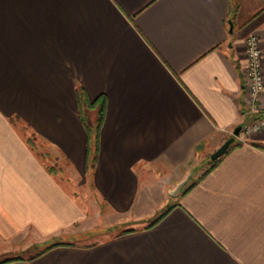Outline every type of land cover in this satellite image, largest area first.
Wrapping results in <instances>:
<instances>
[{
	"label": "crops",
	"instance_id": "0c3cea01",
	"mask_svg": "<svg viewBox=\"0 0 264 264\" xmlns=\"http://www.w3.org/2000/svg\"><path fill=\"white\" fill-rule=\"evenodd\" d=\"M250 34L264 0H0V264H264V130L211 158L264 117ZM77 86L107 98L91 170Z\"/></svg>",
	"mask_w": 264,
	"mask_h": 264
},
{
	"label": "built area",
	"instance_id": "2783aa9c",
	"mask_svg": "<svg viewBox=\"0 0 264 264\" xmlns=\"http://www.w3.org/2000/svg\"><path fill=\"white\" fill-rule=\"evenodd\" d=\"M245 43L248 60L245 69L247 104L251 111L257 112L260 109L258 102L264 94V47L256 34H250ZM260 130H264V117L253 119L241 126L237 136L244 141L247 136Z\"/></svg>",
	"mask_w": 264,
	"mask_h": 264
},
{
	"label": "trees",
	"instance_id": "16d2710c",
	"mask_svg": "<svg viewBox=\"0 0 264 264\" xmlns=\"http://www.w3.org/2000/svg\"><path fill=\"white\" fill-rule=\"evenodd\" d=\"M76 95L78 99L80 114H81L82 120L84 122L86 131L88 134V147H87V154H86V162L88 166L90 165V167H93L94 161L96 159L98 149H99L100 128L103 124L106 109H107V98L105 95H101V96H98L94 100H90L86 90L82 86H77ZM91 109H96V113H97L96 120L94 122L90 121L88 118V112ZM27 141L34 146V142L31 138H28ZM218 160L219 158L214 159L212 165L217 163ZM49 170L54 171V168L49 167ZM8 260L10 259L2 260L0 261V263H3Z\"/></svg>",
	"mask_w": 264,
	"mask_h": 264
},
{
	"label": "rangeland",
	"instance_id": "374dc122",
	"mask_svg": "<svg viewBox=\"0 0 264 264\" xmlns=\"http://www.w3.org/2000/svg\"><path fill=\"white\" fill-rule=\"evenodd\" d=\"M92 110V109H91ZM93 110H96V109H93ZM79 111H80V109H79ZM23 129H26V127L25 128H23ZM32 139V138H31ZM42 161L45 163V164H48V166H53V167H55V169L56 168H58V167H60L62 164H65L66 163V161L65 160H61V162L60 161H56L55 159H52V157H51V154L49 153V152H45L44 151V149L42 150ZM213 160L214 159H212V164H213ZM68 164V163H67ZM86 168H87V170H91L92 169V167H90V165L88 166L87 165V162H86ZM89 173V172H88ZM90 174V173H89ZM68 175L70 176V178H69V180H70V186H71V188H70V190L72 189L73 191H74V195H76V190H77V177H78V175H77V173H75V172H69L68 173ZM191 175H193V172H191L189 175H188V179L186 178V181H185V183L183 184V186L178 190V185L177 186H175V187H173L174 189V191L172 190L171 191V195L172 196H177V195H179L178 193H180L182 190L183 191H185L186 189H188L189 187H191L192 186V184L193 183H189V181H190V176ZM173 206V204L172 203H168V205L163 209V210H160V211H158V213H157V215L154 217V219L153 220H151L150 221V223L152 224V223H155L156 222V220H158V218L165 212V211H167L168 209H170V207H172ZM95 227H97V228H101L102 227V223L101 224H98V225H96ZM66 237V236H65ZM65 237H63L62 235L61 236H58V237H50V238H46V239H44V240H42V241H37L35 244H31L28 248H22L23 250L20 252L22 255H29V254H32L33 252H35V251H40V250H44V249H46V248H48L49 246H51V245H54V244H57V243H59L60 241H62V239L63 238H65ZM93 236H91V237H88V238H84L85 240H91V239H93L92 238ZM71 239H74L73 237H71ZM30 251H32V252H30Z\"/></svg>",
	"mask_w": 264,
	"mask_h": 264
},
{
	"label": "water",
	"instance_id": "95a60500",
	"mask_svg": "<svg viewBox=\"0 0 264 264\" xmlns=\"http://www.w3.org/2000/svg\"><path fill=\"white\" fill-rule=\"evenodd\" d=\"M240 130H241V125L236 126V128L234 129V132H233L234 135L229 137L217 150H215L211 154V158L212 159H217L221 155H223L229 149V147L232 145V143L235 141V138L239 134ZM185 181L186 180H184V181H182L181 183L178 184V190L183 186Z\"/></svg>",
	"mask_w": 264,
	"mask_h": 264
}]
</instances>
